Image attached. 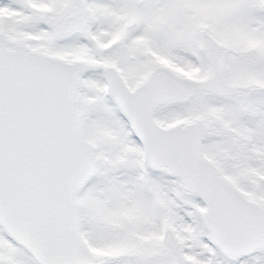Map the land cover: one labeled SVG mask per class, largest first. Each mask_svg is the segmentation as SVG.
Wrapping results in <instances>:
<instances>
[{"label":"snow or ice","instance_id":"1","mask_svg":"<svg viewBox=\"0 0 264 264\" xmlns=\"http://www.w3.org/2000/svg\"><path fill=\"white\" fill-rule=\"evenodd\" d=\"M0 264H264V0H0Z\"/></svg>","mask_w":264,"mask_h":264}]
</instances>
